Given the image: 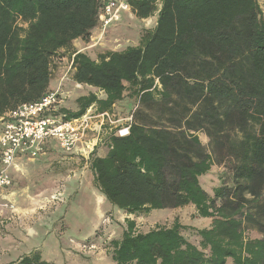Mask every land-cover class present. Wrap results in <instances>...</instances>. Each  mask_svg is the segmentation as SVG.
Masks as SVG:
<instances>
[{
	"label": "trees",
	"instance_id": "trees-1",
	"mask_svg": "<svg viewBox=\"0 0 264 264\" xmlns=\"http://www.w3.org/2000/svg\"><path fill=\"white\" fill-rule=\"evenodd\" d=\"M105 1L0 0V117L52 90L53 59L77 39L90 42ZM124 1L140 19L157 12L155 27L123 50L94 56L75 49L72 79L102 95L91 91L76 98L77 110L64 104L53 114L74 119L91 107L111 114L129 91L149 109L182 101L172 120H184L187 129L175 132L132 119L106 125L87 159L64 152L62 157L79 167L87 164L101 194L127 214L193 205L211 225L194 229L195 242L185 235L191 228L177 218L147 231L127 218L122 237L111 243L112 261L264 264V219L255 217L264 210V10L259 0ZM122 127L129 128L123 136L118 134ZM199 129L234 163L232 186L220 185L213 195L200 181L214 157L194 133ZM102 144L109 148L105 156L98 153ZM52 146L47 144L44 154ZM245 220L255 221L263 236L246 237ZM0 264L55 263L32 250Z\"/></svg>",
	"mask_w": 264,
	"mask_h": 264
},
{
	"label": "rangeland",
	"instance_id": "rangeland-1",
	"mask_svg": "<svg viewBox=\"0 0 264 264\" xmlns=\"http://www.w3.org/2000/svg\"><path fill=\"white\" fill-rule=\"evenodd\" d=\"M259 2L264 10V0ZM156 21L157 12L146 19L136 17L133 11L125 12L107 29L103 38L97 37L100 31L99 28L95 29L90 42H82L79 47L96 56L110 50H123L129 45H138L144 30L153 29ZM75 49L77 48L74 45L61 50L52 61L51 88L55 89L58 84L63 85V89L68 92L63 103L71 110L78 108L76 98L98 91L90 86L77 84L72 79L71 62ZM97 93L102 95L100 91ZM129 94L127 91L118 108L113 107L111 120L120 119V124H124L133 119L148 125L166 126L175 132L187 129L184 120L180 124L172 120L179 116L177 110L183 105L182 101L174 102L173 107L159 105L156 110L142 106L137 98ZM170 106L172 110H169ZM225 132L231 137L236 136L235 130ZM194 133L214 157L211 170L200 177L203 187L213 195L214 188L220 185L232 186L234 163L223 158L204 130L199 129ZM64 179L67 180L66 202L55 210L49 207L40 209L39 205ZM247 198L252 197L247 195ZM260 202L264 204V194ZM256 213L257 219H264V210L260 215ZM127 218L135 220L136 229L139 231H147L159 225H171L177 218L191 228L185 235L195 242L199 238L193 233L194 229L211 225V219L199 217L193 205L156 209L148 214H127L105 199L95 186L93 173L87 167H79L76 162L63 159L57 149H50L46 155L27 160L20 165L14 185L0 190V220H4L0 226V263L16 258L8 255L10 248L5 246L6 238L11 236L15 237L18 244L19 241L25 242V250H38L43 258L45 255L50 256V261L55 264H115L111 259V243L122 237L127 227ZM245 221L246 237L263 236L260 229L253 225L255 221ZM44 243V250L37 248H43Z\"/></svg>",
	"mask_w": 264,
	"mask_h": 264
},
{
	"label": "built area",
	"instance_id": "built-area-1",
	"mask_svg": "<svg viewBox=\"0 0 264 264\" xmlns=\"http://www.w3.org/2000/svg\"><path fill=\"white\" fill-rule=\"evenodd\" d=\"M130 5L124 0H107L99 14V39ZM72 68V62H71ZM65 92L62 84L46 92L40 99L26 102L8 110L0 117V189L13 184L11 169L16 167L17 159L24 155L36 158L45 153L47 144H53L66 154H75L87 159L100 143L104 127L114 125L108 112L98 113L93 107L74 119H64L54 115L63 101ZM129 132L122 127L118 134ZM87 167V164L84 165ZM66 181L61 180L52 190L40 209H57L66 202ZM4 220H0V226Z\"/></svg>",
	"mask_w": 264,
	"mask_h": 264
},
{
	"label": "crops",
	"instance_id": "crops-1",
	"mask_svg": "<svg viewBox=\"0 0 264 264\" xmlns=\"http://www.w3.org/2000/svg\"><path fill=\"white\" fill-rule=\"evenodd\" d=\"M82 42H83V41H81L80 39H77V40L74 41V45L76 46V48L78 49V51H80L81 48H82V47H79V46H82ZM51 85H52V83H51ZM64 92H65L66 94L68 93V92L65 91V90H64ZM65 99H67V97L65 98V96H64L63 101H64ZM63 101L60 103V105H64ZM121 102H122V101H121ZM119 105H120V102L117 103V104L114 105V106L118 108ZM120 121H121L120 119H119V120H114V124H115V125H113L112 127H114V126L120 124V123H121ZM116 123H118V124H116ZM107 126H109V124H107ZM112 127L110 126V130L112 129ZM51 149H57L60 153L62 152L58 147H55V146H52ZM108 150H109V148H108L107 146L105 147V145L102 144V145L99 146L98 153H99L100 156H105L106 153L108 152ZM46 154H47V153H46ZM46 154H44V155H46ZM44 155H41V156H44ZM41 156H39V157H41ZM39 157H37V158H39ZM34 159H35V158H29V157L24 156V155L20 156V157L17 159V161H16V167H15V168H12V169L10 170V171H11L12 178H13V185H14V183H15L16 172L18 171L19 166L22 165V164H24V162L27 161V160H34ZM13 185H12V186H13ZM12 186H11V187H12ZM11 187H9V188H11ZM9 188H5V189H9ZM13 234H14V236H17L16 233H13ZM6 239H7V241H5V244H6L5 246H8V248H10V252H9L10 254H8V255H11V256H15V257H16V258L10 259L9 261L15 260V259L21 257L23 254L28 253L29 251H31V250H27V249L25 250V247H26L25 242L19 241L20 243L18 244V243L16 242L15 237L13 238V237L10 236V238L7 237ZM21 242H22V243H21ZM14 244H15V245H14ZM45 245H46V244L44 243V244H43V248H41V246H38L37 248L44 250ZM23 251H25V252L22 253ZM18 253H22V254H18ZM16 255H17V256H16ZM53 256H54V255H53ZM56 256H57V254H55V257H56ZM49 257H50V256L47 257V255L44 256V258H45L46 260H49V261H50L51 259H50Z\"/></svg>",
	"mask_w": 264,
	"mask_h": 264
}]
</instances>
